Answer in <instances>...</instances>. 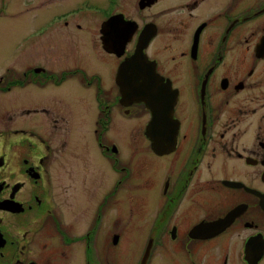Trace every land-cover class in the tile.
<instances>
[{
    "label": "flooded vegetation",
    "instance_id": "af4514ba",
    "mask_svg": "<svg viewBox=\"0 0 264 264\" xmlns=\"http://www.w3.org/2000/svg\"><path fill=\"white\" fill-rule=\"evenodd\" d=\"M125 1L55 15L91 36L0 74V264H264V0ZM114 15L136 26L122 56ZM136 51L171 130L121 100Z\"/></svg>",
    "mask_w": 264,
    "mask_h": 264
},
{
    "label": "rangeland",
    "instance_id": "374dc122",
    "mask_svg": "<svg viewBox=\"0 0 264 264\" xmlns=\"http://www.w3.org/2000/svg\"><path fill=\"white\" fill-rule=\"evenodd\" d=\"M106 3L107 0H0V74L3 70L17 69L20 65L31 63L33 57L38 59L39 55L32 56L37 50L34 45L45 43L49 51L56 53L62 44H69L66 47L68 49L80 44V38L84 41L89 39L91 33L82 32L78 35L75 29L67 31L69 29L65 28V24L56 27L50 18L73 9L99 14L102 11L100 8L107 7ZM124 5L129 15L133 16V0H126ZM77 35L78 39H75ZM27 96L24 93L23 97Z\"/></svg>",
    "mask_w": 264,
    "mask_h": 264
},
{
    "label": "water",
    "instance_id": "95a60500",
    "mask_svg": "<svg viewBox=\"0 0 264 264\" xmlns=\"http://www.w3.org/2000/svg\"><path fill=\"white\" fill-rule=\"evenodd\" d=\"M124 15H114L103 24L104 48L111 53L122 56L125 51V45L128 43L136 26L130 21H124L129 25L123 26ZM149 36L148 38L150 39ZM108 40V41H106ZM116 76L117 84L120 86L123 102H146L147 107L153 111V121L150 123V129L171 130L174 120L171 117L172 100L164 97L161 92L168 89L166 86H159L162 82L155 72V67L142 52L136 51L130 58H127L119 67ZM159 137H152L155 151L160 152L163 148Z\"/></svg>",
    "mask_w": 264,
    "mask_h": 264
}]
</instances>
